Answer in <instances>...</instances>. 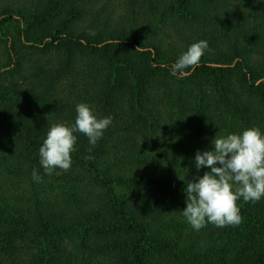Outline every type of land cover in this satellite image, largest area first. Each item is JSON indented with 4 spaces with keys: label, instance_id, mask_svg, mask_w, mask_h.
Returning <instances> with one entry per match:
<instances>
[{
    "label": "trees",
    "instance_id": "trees-1",
    "mask_svg": "<svg viewBox=\"0 0 264 264\" xmlns=\"http://www.w3.org/2000/svg\"><path fill=\"white\" fill-rule=\"evenodd\" d=\"M80 103L111 124L95 146L74 133L70 169L47 175L39 149ZM249 127L264 133V0L0 3V264H264V197L237 201L238 226L182 215L210 171L197 151Z\"/></svg>",
    "mask_w": 264,
    "mask_h": 264
},
{
    "label": "clouds",
    "instance_id": "clouds-1",
    "mask_svg": "<svg viewBox=\"0 0 264 264\" xmlns=\"http://www.w3.org/2000/svg\"><path fill=\"white\" fill-rule=\"evenodd\" d=\"M89 35L94 36L95 32L90 30ZM207 48L206 40L192 43L172 64V74L185 76L188 70L194 71ZM76 113L73 125L53 124L46 134L39 156L47 175L55 169H70L77 140L74 133H82L95 146L112 121L111 117L97 118L85 103L76 106ZM212 144V150L197 151L195 155L197 170L207 167L210 171L185 188L186 207L182 215L197 231L208 223L219 228L238 226L242 216L237 201L242 198L244 202H257L264 197V133L249 127L241 133L216 135ZM32 178L36 182L41 180L36 169Z\"/></svg>",
    "mask_w": 264,
    "mask_h": 264
},
{
    "label": "rangeland",
    "instance_id": "rangeland-1",
    "mask_svg": "<svg viewBox=\"0 0 264 264\" xmlns=\"http://www.w3.org/2000/svg\"><path fill=\"white\" fill-rule=\"evenodd\" d=\"M5 1L6 0H0V3H3ZM164 34H166V35H164V41H165L166 44L173 41L174 43L180 45L178 39L176 38L175 34L171 30H169V29L166 30V33H164ZM64 246H65V248H68L67 251L70 253V255H74L75 256L77 254L76 251H78V250H76L75 247H73L72 243L64 242Z\"/></svg>",
    "mask_w": 264,
    "mask_h": 264
}]
</instances>
